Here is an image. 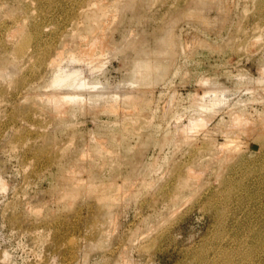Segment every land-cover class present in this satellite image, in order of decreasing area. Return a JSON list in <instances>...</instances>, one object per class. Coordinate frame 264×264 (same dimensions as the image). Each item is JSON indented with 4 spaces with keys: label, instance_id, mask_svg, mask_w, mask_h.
Here are the masks:
<instances>
[{
    "label": "rangeland",
    "instance_id": "rangeland-1",
    "mask_svg": "<svg viewBox=\"0 0 264 264\" xmlns=\"http://www.w3.org/2000/svg\"><path fill=\"white\" fill-rule=\"evenodd\" d=\"M0 264H264V0H0Z\"/></svg>",
    "mask_w": 264,
    "mask_h": 264
},
{
    "label": "bare ground",
    "instance_id": "bare-ground-1",
    "mask_svg": "<svg viewBox=\"0 0 264 264\" xmlns=\"http://www.w3.org/2000/svg\"><path fill=\"white\" fill-rule=\"evenodd\" d=\"M26 36H27V35H26ZM30 36H31V35H30ZM26 39H27V37H26ZM26 39H25V40H26ZM31 39H32V38H31ZM31 39H30V40H31ZM21 43H23V40H21ZM21 43H20V44H21ZM25 44H27V43H25ZM21 46H23V45H21ZM26 46H27V45H26ZM26 46H23V47L25 48ZM27 47H28V46H27ZM19 48H20V46H19ZM19 48L17 49V51H18V50L20 51V49H21L22 47H21L20 49H19ZM22 49H23V48H22ZM24 50H26V49H24ZM14 51H15V50H14ZM21 51H22V50H21ZM23 52H24V51H23ZM19 53H20V52H19Z\"/></svg>",
    "mask_w": 264,
    "mask_h": 264
}]
</instances>
